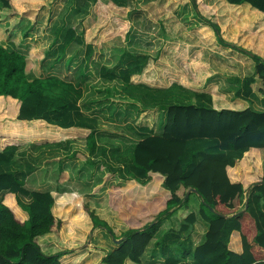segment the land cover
<instances>
[{
	"label": "trees",
	"instance_id": "1",
	"mask_svg": "<svg viewBox=\"0 0 264 264\" xmlns=\"http://www.w3.org/2000/svg\"><path fill=\"white\" fill-rule=\"evenodd\" d=\"M189 1L202 24L214 32L218 45L245 54L255 64L252 76L230 78L241 86L235 96L247 98L256 77L264 95V57L241 44L240 36L234 41L224 38L216 6L201 9V0ZM226 2H247L264 13V0ZM45 6L43 0H0V27L6 24L3 39H15L16 32L24 39L29 37ZM30 67L26 55L0 42V115L13 116L18 108L16 120L25 125L19 131L22 137H37L41 130H50L56 136L48 135L53 138L46 140L48 144L57 142L63 128L74 129L71 137H83L86 132V148L93 152L97 137L92 128L55 120L63 117L74 88L52 78H31ZM56 82L64 86L59 94L51 91ZM183 100L165 109L160 135L150 129L142 133L130 151L132 165L122 177L123 184L108 189V205L127 227L119 236L78 195L29 191L16 171H0V264H70L68 256L75 250L59 246L60 236L90 239L98 230L120 239L118 249L106 252L98 264H141L160 223L173 215L180 221L179 238L171 240L165 264L188 258L196 264H264V174L247 187L228 174V168L236 167L246 152L264 148V112L216 110L203 93ZM55 101L62 107L59 113V109H50ZM145 118L142 124L154 125V118ZM38 122L37 128L33 126ZM68 132L63 134L68 136ZM209 141L216 147L209 144L206 150ZM192 189L200 200L198 215L208 223L204 242L194 249L190 234L197 216L189 208ZM233 231L239 232L240 252L228 246ZM102 236L98 234L93 242L105 245L108 238Z\"/></svg>",
	"mask_w": 264,
	"mask_h": 264
},
{
	"label": "rangeland",
	"instance_id": "2",
	"mask_svg": "<svg viewBox=\"0 0 264 264\" xmlns=\"http://www.w3.org/2000/svg\"><path fill=\"white\" fill-rule=\"evenodd\" d=\"M43 1L46 6L29 37L24 39L16 32L15 39L5 41L3 23L0 42L26 55L31 78H52L74 88V98L63 117H50L92 128L96 148L90 153L84 141L86 132L83 137H71L74 129L70 128L61 129L62 135L53 144L45 139L56 134L46 129L37 137H22L19 131L25 125L16 120L17 108L13 116L0 115V171H16L30 190L80 192L82 201L119 236L126 228L108 205V189L122 185L120 179L132 165L130 151L142 133L149 131L141 126V119L152 117L154 127L161 125L169 105L196 93L182 86L180 78L190 80L193 74L194 85L197 89L202 86L198 79L204 77L200 57L204 56V45L198 37L201 32L195 28L202 22L191 14L189 0ZM200 3L201 9L207 6L204 0ZM240 14V10H227L220 22L232 31L230 23ZM244 16L254 19L249 13ZM63 87L57 83L51 91L59 94ZM56 103L50 109H59V113L62 107ZM39 122L33 126L37 128ZM66 132L68 136L63 134ZM166 232L170 247V241L179 238L178 230ZM69 237L74 236H65L69 241L58 244L69 247ZM80 241L75 247L79 246L84 264L90 257L87 252H93V236L90 245L88 238Z\"/></svg>",
	"mask_w": 264,
	"mask_h": 264
},
{
	"label": "crops",
	"instance_id": "3",
	"mask_svg": "<svg viewBox=\"0 0 264 264\" xmlns=\"http://www.w3.org/2000/svg\"><path fill=\"white\" fill-rule=\"evenodd\" d=\"M204 1H205V5L207 6L214 5L217 7L216 17L221 25L222 33L224 34L225 39L234 41L235 39H238V36H240L241 44H243L246 47H249L256 53L264 57V13L252 7L247 2H244L240 5H232L226 2V0H204ZM227 10L241 11L240 14L241 17L239 16L236 17V20L233 23H230V27L233 28L232 31L226 30L223 24L220 22V16L223 15V13ZM191 11H192L191 14H193L194 11L193 10ZM246 13L251 14V16H253L254 19H249L247 18V16L243 17V15H246ZM194 18L196 19V17ZM241 18H243L242 21ZM176 19L179 20L178 15H176ZM195 28L201 32L200 36L198 37L200 38L199 41H202V44L204 45L203 47L204 56L202 57L199 54L201 59H203V61L201 62V66L204 67L203 68L204 77L203 78L200 77L201 79H198L201 81L199 84H201L202 86L197 89L196 85H194V82L196 83V81L193 82L192 80L193 74H192V79H190L192 80L191 82L189 79L180 78L179 83L182 84V86L192 91H195L196 93L205 94L206 98L210 97L212 100V106L216 110L229 109L235 111H242L245 109H251L252 111L257 113L264 112V95H262L261 93L263 86L259 78L256 77V82L252 85V93L247 98H241L235 96V92L241 89V86L238 85L236 82L230 80L231 77L232 78L237 77L243 79L245 77L252 76L254 74V69H255L254 62L245 54L218 45L214 32L206 25H203L201 23L199 27H195ZM196 38L197 37L194 35L193 39L196 40ZM168 47L170 46H166V48ZM215 55L217 57H214ZM192 61H195V59L191 60V62ZM190 66L192 68L193 65ZM194 77H199V76H197L196 73H194ZM193 102L194 99H192L191 103ZM163 124L164 121L161 125H158L157 123L155 127L154 125H150V126L141 125V126L143 128H148L150 130H153L155 135H160L162 133ZM209 144L213 148L216 147V143L214 141H209L207 142L206 150L208 149ZM228 174L236 181L241 182L245 187L249 186L251 183L260 180L261 176L264 174V148L260 149L259 151L246 152L243 158L237 163L236 167L228 168ZM66 177L69 178V174ZM118 178L120 179V177ZM120 180L123 181V179ZM122 181L120 182V184H123ZM25 188L29 191H41L37 189L30 190L26 186ZM47 191H56V190H47ZM69 192L80 196L81 200H84V197L80 195L81 194L80 192L78 194L77 192L74 191H67V193ZM191 193L192 195L190 196L189 208L197 216L196 222L193 226V230L190 234L192 249H194L195 247H197L198 245L204 242L205 233L207 232L208 229V223L202 220L198 215L200 200L196 195V193L193 192ZM192 196L193 197L197 196V197H195L196 199L193 200ZM123 225L125 226V228H127L125 224ZM179 227H180V221L177 219L176 215H173L170 218H167L166 220L161 222L154 239L150 242L149 246L147 247L146 251L141 257V264H165L166 259L169 258V250L171 248V246L167 247V245L168 244L170 245V243H169V239H167L166 237L170 238V236L166 231H168L171 228H174V230H178ZM98 234H100L101 236L102 234H105L106 238H108V240L113 243V246H111L108 240L105 241L106 242L105 245H96L93 242L92 247H90L92 248L90 250H93V252L89 255V252L91 251L89 252L86 251L88 253L87 256L90 257H88V260L84 264H98L101 258L105 256L106 252H111L118 249L119 245L114 243L110 238V236L104 230H98L96 234L93 236V239ZM62 236L63 235L60 236L59 243L69 241V240H64L65 236L64 237ZM69 239L71 240L70 241L71 245L65 248H73L75 250L74 254L68 256L69 257L68 260L70 264H72L73 262L74 264H82V260L84 259V256L78 252L79 246L75 247V244L76 242H81L80 240H82L83 238L76 239L69 237ZM84 239H85V235H84ZM91 241H92V237H91ZM90 244L91 242L88 243L87 241V245ZM59 246L62 245L60 244ZM228 246L230 249H232L235 252L241 251L239 232L237 231L232 232ZM162 251L164 255H162ZM182 263L196 264L192 258H188ZM125 264H132V263L127 261Z\"/></svg>",
	"mask_w": 264,
	"mask_h": 264
},
{
	"label": "water",
	"instance_id": "4",
	"mask_svg": "<svg viewBox=\"0 0 264 264\" xmlns=\"http://www.w3.org/2000/svg\"><path fill=\"white\" fill-rule=\"evenodd\" d=\"M190 192H193V193H196V191L195 190H191ZM190 192H188V194L190 193ZM187 194V195H188ZM186 195V196H187ZM112 241L114 242V243H116V244H119L120 243V239H114V238H112ZM91 242V238L88 240V243H90Z\"/></svg>",
	"mask_w": 264,
	"mask_h": 264
}]
</instances>
